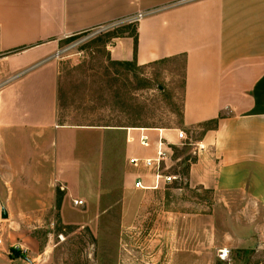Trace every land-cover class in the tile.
<instances>
[{
    "label": "crops",
    "instance_id": "obj_1",
    "mask_svg": "<svg viewBox=\"0 0 264 264\" xmlns=\"http://www.w3.org/2000/svg\"><path fill=\"white\" fill-rule=\"evenodd\" d=\"M138 12L149 14L131 22ZM124 22L135 24L137 41L129 34L112 37L107 43L112 61L146 66L183 60L182 127L199 135L196 141L199 153L189 165L190 187L214 191L220 196L230 194L231 200H219L225 206L231 204L234 208L238 204L263 209L264 0H0V144L7 133L14 131L41 134L51 130L66 137L72 131L83 134L98 131L105 140L99 147L104 162L105 131L93 126H66L57 121L60 63L54 56L64 38ZM141 130L152 141L148 147L139 143ZM178 130V127L126 128L123 150L127 162L131 164L129 160L134 157H154L160 133L171 159L180 141ZM2 150L0 162L5 158ZM67 152L56 151L55 158L62 164L61 178L69 181L63 183L70 190L74 170L66 164ZM34 154L42 157L41 151H33ZM15 157V152L7 153L8 173L16 171ZM131 167L129 175L131 182L134 180L131 188L125 184L129 199L125 200L122 216L127 227H134L135 221L149 216L135 212L133 198L135 192L142 190L134 187L136 179L154 184L150 171L143 166L131 164ZM4 185L10 190V198L13 188L10 183H0V188ZM102 187L101 181L91 188V199L99 207L101 200L97 196ZM63 195L68 198V206L71 200L87 203L70 191ZM8 197L0 192V215L5 206L11 219ZM89 211L82 216L83 220L90 222L101 215L100 209L92 215ZM252 211L240 207L231 212V227L220 237L217 249L230 248V262L219 260L218 250L208 262L204 250L208 232L211 230L215 236L220 229L213 214L199 216L201 222L196 233L203 248L191 263L264 264L259 256L264 231L256 208L255 213ZM209 218L215 222V231L208 228ZM175 229L164 241L157 239V244L162 241L163 247L173 248L177 240ZM6 230L9 233L4 240L0 234V264H70L52 260V249H42L32 234L16 242L15 232Z\"/></svg>",
    "mask_w": 264,
    "mask_h": 264
},
{
    "label": "rangeland",
    "instance_id": "obj_2",
    "mask_svg": "<svg viewBox=\"0 0 264 264\" xmlns=\"http://www.w3.org/2000/svg\"><path fill=\"white\" fill-rule=\"evenodd\" d=\"M126 25L129 24L117 23L100 31L64 38L54 56L60 63L58 123L93 126L105 131L107 157L103 162L99 147L105 140L98 131L89 134L72 131L67 137L51 130L41 134L7 133L0 144L5 154L4 161L0 162V183H10L13 189L10 198L6 185L0 192L8 197L12 217L3 219L0 215L1 237L4 240L8 235L6 228L15 232L16 242L32 234L42 249H52V260L70 264H192L193 256L203 248L198 243L196 230L201 220L197 218L213 214L220 231L215 236L211 230L208 232L204 250L210 262L218 250L220 237L231 227V212L246 207L247 211L254 208L255 213L256 208L264 231V208L225 206L219 200H231L230 194L220 196L214 191L190 187L189 165L198 156L199 135L182 127L183 60H165L146 66L113 62L107 43ZM130 127H178L187 133V138L180 139L176 145L171 159L164 163L167 172L179 178L158 190L135 192V212L149 216L135 221L134 227H127L122 221L123 205L129 199L125 184L130 187L134 180L131 182L129 174L133 168L123 150L126 128ZM67 150L66 164L74 170L70 190L63 183L69 181L61 178L62 164L55 158L56 151L62 154ZM33 151H41L42 157L33 156ZM8 152L16 153L14 174L7 172ZM101 181L103 187L97 196L101 200L99 207L91 199V188ZM69 191L87 203L76 205L71 200L68 206L63 192ZM99 209V218L90 222L83 220L88 210L92 215ZM143 217L146 219L142 220ZM214 223L209 218L207 225L215 231ZM174 229L175 246L163 247L162 241ZM194 238L195 243L190 242ZM259 256L264 260V243Z\"/></svg>",
    "mask_w": 264,
    "mask_h": 264
},
{
    "label": "built area",
    "instance_id": "obj_3",
    "mask_svg": "<svg viewBox=\"0 0 264 264\" xmlns=\"http://www.w3.org/2000/svg\"><path fill=\"white\" fill-rule=\"evenodd\" d=\"M148 12H138L133 18L131 19V22H138L141 19H143ZM58 53V51L56 52ZM143 130H141V133L139 135V143L140 145L144 147L150 146L152 143L150 137L142 133ZM161 132V131H160ZM178 137L179 139H186L187 134L179 129L178 130ZM169 150L165 147V141L163 140V137L160 133V138L157 141V147H156V155L152 158H131L129 161L130 163L135 167L143 166L146 170L150 171L152 176L154 177V184L148 185L146 184L141 178L136 179L134 183V187L137 189L142 190H148L153 188H159L160 186H166L173 182H175L179 176L176 174H172L167 172V167L164 165V163L169 159ZM82 200H75V204H82ZM2 242V239H0V243ZM217 258L223 262H230L231 260V249L228 247H222L219 248L217 251Z\"/></svg>",
    "mask_w": 264,
    "mask_h": 264
},
{
    "label": "trees",
    "instance_id": "obj_4",
    "mask_svg": "<svg viewBox=\"0 0 264 264\" xmlns=\"http://www.w3.org/2000/svg\"><path fill=\"white\" fill-rule=\"evenodd\" d=\"M125 34H129V35H133L137 41V27L136 26H132L129 24V25H126V26H123L117 34H115L114 36H123ZM113 36V37H114ZM115 63H119V64H123V65H132V63L130 62H117V61H113ZM187 159H190L189 157Z\"/></svg>",
    "mask_w": 264,
    "mask_h": 264
},
{
    "label": "water",
    "instance_id": "obj_5",
    "mask_svg": "<svg viewBox=\"0 0 264 264\" xmlns=\"http://www.w3.org/2000/svg\"><path fill=\"white\" fill-rule=\"evenodd\" d=\"M1 216H2L3 219H7L9 217L8 211L5 208V206H2Z\"/></svg>",
    "mask_w": 264,
    "mask_h": 264
}]
</instances>
